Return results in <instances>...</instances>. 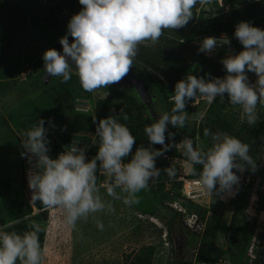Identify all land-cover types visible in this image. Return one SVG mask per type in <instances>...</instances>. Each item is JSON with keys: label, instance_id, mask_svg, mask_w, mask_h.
<instances>
[{"label": "rangeland", "instance_id": "1", "mask_svg": "<svg viewBox=\"0 0 264 264\" xmlns=\"http://www.w3.org/2000/svg\"><path fill=\"white\" fill-rule=\"evenodd\" d=\"M246 1L252 0H212L211 3L203 5L198 3L192 9L193 17L186 26L173 31L164 30L158 42L147 40L139 45V48L150 60L159 62L161 58L164 59L160 53L165 50L166 38L180 39L192 26L203 24L215 16L225 15L233 8L240 10ZM82 7L79 0H0V37L11 40L0 61V229L5 230L20 222H23L26 228L38 223L42 229L40 242L44 256L42 264H130L136 254L150 246L154 249L150 264H204L197 261L199 253L208 247L202 237L203 219L210 215L214 207L222 214L216 252L218 253L220 249L222 251L219 259L217 261L214 259L215 263L211 264H252L251 258L259 250H262V256L260 262L255 264H264V211L258 208L257 187L249 185L245 187L244 182L234 196L222 194L220 198L212 199L204 189L190 190L186 184L185 193L183 183H169L164 172V169L169 167L163 161L164 154L171 157L169 163L171 166L177 161L176 157L182 156L181 150L175 147L156 158L155 166L161 170L160 177L150 182L147 189L136 194L139 203L132 206H126L122 200H113L107 195L103 185L109 183L110 178L100 169L96 173L99 194L105 201L112 203L114 212L105 211L90 215L86 219L81 218L73 228L65 223L62 210H38L31 203L32 193L28 186V174L32 165L26 157L21 156L25 151L21 146V140L24 139L23 133L41 118L45 121L44 127L48 129L49 144L60 145L63 151L72 146L84 148L87 160L95 157L98 151V142L96 145L92 144L96 128L92 119L96 103L107 95L103 88L86 92L81 87L79 78L73 74L67 83H61L62 78H53L48 84L49 88L43 89L37 95L28 96L22 92V88L31 83L29 80L34 77V73L44 67L42 59L44 52L50 47L54 48L53 45L59 41L57 35L45 25L43 18L46 12L54 10V18L67 32L69 20ZM22 17L25 18L23 23L20 21ZM208 36L210 35L205 37ZM205 37L191 43L190 48L198 54V60L193 65L180 68L177 59L168 58L170 67L179 73L180 79L188 74L193 75L195 71L199 72L198 75L201 77L209 79V74L212 77L219 70L215 65L212 66V62L207 63L205 60L210 58L220 66L223 58L239 53L232 47L231 42L218 46L210 55L198 53L199 43ZM212 37L218 39L223 37L222 40L228 38L229 41L231 38L225 33L212 34ZM136 64L138 68L157 76L155 71L139 60ZM156 78L158 83L167 89L170 98L173 92L167 87L165 80L162 77ZM221 103L224 105L223 113L227 114L229 119L237 116L235 122L237 128L241 125L246 126L242 136L254 127L241 121V109L239 106L230 105L227 96ZM57 106L63 107L61 129L57 126L52 127L49 124L52 117H47V112ZM208 107L206 101L200 100L195 113L190 114L185 110L188 114L185 127L183 129L174 127L171 132L175 133L174 138L167 137L165 143L170 144L174 141L178 144L187 136L193 140L194 148L207 150L211 147L196 133L192 135L194 125H191L193 120L202 119ZM257 111L260 118L258 121L264 119V107L257 106ZM165 112L170 114L168 105ZM76 116L80 118L78 132L74 128ZM194 130L197 131L196 126ZM262 136L264 138V132L263 135L261 133ZM261 146H264V140L261 143L258 141L250 148V155L257 165L264 159V148H258ZM148 147L162 148L159 144L150 145L147 138L146 148ZM57 156L58 154H54L50 157L55 159ZM179 165L180 162L176 164L177 167ZM195 168L197 170V165ZM185 169V173H188L187 178H193L188 168ZM117 192L120 190L117 189ZM189 192L191 198L186 197ZM236 209L241 210L247 217V223L241 222L239 227L240 232L248 233L247 244L240 251L228 248L223 240L227 235L232 213ZM173 212L178 216L175 215L177 218L173 217L169 222L172 225L169 231L167 222ZM19 216L21 217L17 218ZM97 221L104 225L103 231L97 227ZM180 240H183L182 244L185 242L181 246L182 252L176 247Z\"/></svg>", "mask_w": 264, "mask_h": 264}, {"label": "clouds", "instance_id": "2", "mask_svg": "<svg viewBox=\"0 0 264 264\" xmlns=\"http://www.w3.org/2000/svg\"><path fill=\"white\" fill-rule=\"evenodd\" d=\"M211 2L79 0L83 7L71 17L66 34L59 40L62 53L48 49L43 54L46 76L59 77L61 83H67L75 74L86 92L118 83L133 66L139 45L147 40L158 42L164 30L183 28L192 19V9L198 3ZM69 36L73 38L71 43ZM234 36L243 45V50L220 61L226 75L219 78L209 74V79H205L188 74L176 82L169 98L174 102L171 114L165 112L156 122L145 125L144 133L150 145L159 144L161 149L140 146L133 154L136 138L125 124L118 122L116 115L98 122L93 116L96 128L92 144L98 142V151L91 160L86 159L85 149L77 146L65 149L55 159L51 158L48 155V129L44 127L43 118L26 130L21 140L25 150L21 156L32 165L28 174L31 203L39 201L46 209L62 210L65 223L73 228L81 218L105 211L114 212L112 203L99 194L96 173L100 169L110 178V182L103 185L107 195L132 206L139 203L136 194L159 179L161 170L155 166V160L172 147L181 150L189 172L199 177V183L208 194L234 196L240 183L236 172L243 173L245 164L250 171L257 169L248 143L224 132L213 133L207 128L204 136L212 140L207 150L194 148L193 140L187 136L178 144L174 141L165 143L168 125L183 129L188 119L186 106L197 97L208 103L219 97L224 102L227 94L228 103L241 109L242 122L254 126L260 119L257 105L264 106V30L241 21L235 25ZM222 38H203L198 53L210 55L218 46L230 44L228 38ZM248 72L256 75L255 84L249 83ZM120 116L125 121L129 119L123 109ZM49 124L55 127L51 121ZM174 136L175 133H168L169 138ZM130 155L131 159L125 162ZM196 165L201 166V171L197 172ZM164 172L169 179L176 176L174 166ZM31 227L34 230L22 235L0 229V264H17V261L19 264H42L44 256L38 235L42 229L36 223ZM97 227L104 230L99 221Z\"/></svg>", "mask_w": 264, "mask_h": 264}, {"label": "trees", "instance_id": "3", "mask_svg": "<svg viewBox=\"0 0 264 264\" xmlns=\"http://www.w3.org/2000/svg\"><path fill=\"white\" fill-rule=\"evenodd\" d=\"M54 16H55L54 10H50L46 12L43 20L47 28L50 29L52 32H54L57 35L58 39L60 40V38L66 34V28H61L57 23L56 19L54 18ZM21 19L22 20L20 21L21 23H23L25 21V18L22 17ZM241 21L249 22L253 26L259 27L262 30H264V0L246 1L245 5L240 10L233 8L230 12L226 13L225 15L215 16L214 18L206 21L203 24L194 25L180 39L166 38L164 40V44L166 45L165 50L160 53L161 55L163 54L164 59L161 58V61L159 62H157V60L154 61V59L150 60L147 55L142 54L143 50L139 48L138 55L135 57L133 61V66L131 68L137 70L139 73H141L147 78L153 90L158 96L159 103L161 104L162 113H165L166 105H168L171 114V109L174 106V102L171 101L169 102L167 89L158 83V79L156 77H162L163 80H165L167 87L173 93L176 82L181 80L178 76L179 73L176 72L172 67H170L168 63V58L177 59V62L179 63V65H181L180 68H186L187 66L193 65L198 60V54L195 53L194 50L190 48L191 43L196 39L205 37L206 35L212 36V34H218V33H225L228 36H230L231 37L230 42L232 47L238 52L242 51L243 45H241V43L234 36L235 25ZM68 38H72V37L69 36ZM182 40L183 43H180ZM10 41H11L10 39L5 40L4 37H0V61L2 60L4 53L7 51V48L10 45ZM50 49H53V47H50ZM138 60L143 65L155 71L157 76L156 77L153 76L143 68L142 69L138 68V65L136 64V61ZM205 61L207 63L212 62L211 63L212 66L215 65V67L219 70L212 77H220L226 74L224 67H222L221 65L218 66L219 64L214 63L212 60H210V58ZM43 71H44V67L42 66L37 72L34 73V77H32L29 80L31 81V83L22 88V92L24 93V95L26 93L28 96L37 95L43 91L41 90L36 93H33L34 84L40 78L41 72ZM198 74L199 72L195 71L193 75L201 77V75ZM252 74L255 75L254 73ZM46 88L47 89L49 88L48 85L44 89ZM102 88L107 92V95L103 100H99L96 103L94 109V116L96 117L97 122L102 118H107L108 116L116 115L118 118V122L125 124L136 138L135 144L132 149V153L134 154L136 148L140 146L146 147L147 137L144 133V127L146 124H151V123L145 121L143 110L139 105V103L137 102V100L135 99V97L131 93L123 90H118L114 88H105V87ZM226 96L227 94H225V97ZM190 102L191 101L188 102L185 110L188 113L192 114L197 111L196 110L197 108L190 107L189 106ZM257 106L264 107L259 104ZM121 109H123V111L127 113V115L129 116V119L127 121L123 120L122 116H120ZM62 112H63L62 106H57L53 110L47 112V117L48 116L52 117L51 123L60 129L63 127ZM223 112H224V105L221 103V100L218 97L209 105L202 119L198 121L195 119L192 121L191 125H194L193 128L195 129V126L197 127L196 132L193 129L192 135L196 133L197 136H200L211 145L212 144L211 138L209 137L208 139L206 136H204V129L207 128L210 129L213 133L224 132L229 134L230 136H235L239 138L242 142L248 143L250 145V148L253 145H255L258 141H260L261 143V141L264 140L263 136L261 137V133L263 135L264 132V119L258 121L254 125V127L248 130L247 133L242 136V133L246 130V126L241 125L240 127L237 128V124H235V122L237 121V116H234L232 117V119H229L227 117V114H224ZM74 128L76 132L80 130L79 116L75 117ZM48 147L50 149L48 153L49 156L63 152V148L60 145L49 144ZM130 159H131V155L125 158V162H128ZM199 171H201V168L199 165H197V172ZM190 176L193 178H199L198 176L192 174ZM173 183H178V182H173ZM218 187L219 186L217 185V188ZM221 195H214V196L211 195V196L212 199H218L221 197ZM258 203H259L258 204L259 210L264 211V199L261 196H259ZM34 206L38 210L46 209L40 204L39 201L34 203ZM175 215L178 216V214L173 212V214L170 215L169 221L167 222V228L169 229V231H171L172 229V225H170L169 222L173 219V217L177 218ZM20 217L21 216L17 218ZM175 221H177V219H175ZM241 222L246 224L247 217L241 212V210L236 209L232 213L230 219V226L227 230V235L224 236L223 238V240L226 242V246H228V248L233 249L234 251L243 250L248 241V233L240 232L239 227ZM220 224H222V214L219 211H217L216 208L213 207L210 215L207 218L203 219L202 237L204 238L203 241L208 244V247H206V249H204L202 252L199 253V256L197 257L198 262L204 264H211L215 261L214 259H216V261L219 259L220 251H222V249H220L218 253L216 252V250L218 247L217 243L219 241L217 233ZM31 226L26 228L25 224L23 222H20L18 224L11 225L10 227L6 228L4 231L7 232L15 231L18 234L22 235L25 231L34 230ZM237 233L241 234L242 236L240 237ZM38 235H39V241L42 242L41 231ZM153 251L154 249L151 246L141 250L138 255L136 254L133 257V259L130 261V264H150ZM261 256H262V250H259L255 254V256L251 258L252 261L250 260L249 261L252 264H255V262H260ZM179 264H183V263H179Z\"/></svg>", "mask_w": 264, "mask_h": 264}, {"label": "water", "instance_id": "4", "mask_svg": "<svg viewBox=\"0 0 264 264\" xmlns=\"http://www.w3.org/2000/svg\"><path fill=\"white\" fill-rule=\"evenodd\" d=\"M68 39L70 43L73 41V38ZM53 49L62 53V45L59 42ZM53 78L56 77L48 78L44 70L41 77L34 84L33 93L43 90ZM105 88H114L131 93L141 106L145 121L148 123L156 122V120L162 115L161 104L159 103L157 94L153 90L147 78L135 69L131 68L128 74L118 83ZM245 170H247V165H245ZM177 249L179 252H182L181 247H178Z\"/></svg>", "mask_w": 264, "mask_h": 264}, {"label": "built area", "instance_id": "5", "mask_svg": "<svg viewBox=\"0 0 264 264\" xmlns=\"http://www.w3.org/2000/svg\"><path fill=\"white\" fill-rule=\"evenodd\" d=\"M221 66L223 67V65H221ZM225 75L226 74L220 76L219 78H223ZM247 75L249 77V83L255 84L257 77L255 75H253L251 72H248ZM200 100L206 101L204 98L197 97L195 100H193L189 103V106L192 108H196ZM207 104L210 105L211 103L207 102ZM260 148H264V146L263 147L261 146ZM170 159H171V157L164 154L163 161L169 167L171 166L169 164ZM176 160H177L176 162L174 161L175 162L174 167H175V169L177 168L178 171H176V176L173 179H169V177L167 176L168 180H169L168 182L169 183H173V182H178V183L180 182L181 183L182 182L183 188L185 187L186 184H188L190 190H198V189L203 190L202 186L200 187L199 178H187L188 173L187 172L185 173V170H186L185 168L187 167L186 162H185V158L183 156H181V157L178 156V157H176ZM179 162H180V165L177 167L176 164H178ZM167 165H165V166H167ZM257 166L258 167H257L256 171H254V172L250 171L249 169L245 170L243 173L236 172V174L238 176H240V183H239L238 187H240V185H244V184H245V187H247L248 185H249V187L256 186L257 192H258V197L261 196L264 199V159ZM248 168H249V166H248ZM234 171H236V170L234 169ZM184 192H185V188H184ZM190 193L191 192H189L188 195L185 194L186 197L191 198Z\"/></svg>", "mask_w": 264, "mask_h": 264}, {"label": "flooded vegetation", "instance_id": "6", "mask_svg": "<svg viewBox=\"0 0 264 264\" xmlns=\"http://www.w3.org/2000/svg\"><path fill=\"white\" fill-rule=\"evenodd\" d=\"M130 69H131V68H130ZM162 114H163V113H162ZM173 128H174V127H173L171 124L168 125V127H167V131L165 132V137H166V138L168 137V133H169V132H172ZM156 146H158V144H156ZM158 167H160V166H158ZM182 242H183V240H180L179 243H178V246H176V247H177V248H178V247H181Z\"/></svg>", "mask_w": 264, "mask_h": 264}, {"label": "crops", "instance_id": "7", "mask_svg": "<svg viewBox=\"0 0 264 264\" xmlns=\"http://www.w3.org/2000/svg\"><path fill=\"white\" fill-rule=\"evenodd\" d=\"M53 211L57 210V208H52Z\"/></svg>", "mask_w": 264, "mask_h": 264}, {"label": "bare ground", "instance_id": "8", "mask_svg": "<svg viewBox=\"0 0 264 264\" xmlns=\"http://www.w3.org/2000/svg\"><path fill=\"white\" fill-rule=\"evenodd\" d=\"M206 55V54H205Z\"/></svg>", "mask_w": 264, "mask_h": 264}]
</instances>
